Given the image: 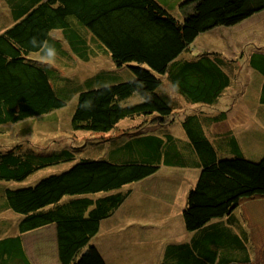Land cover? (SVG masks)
<instances>
[{
  "label": "trees",
  "instance_id": "obj_1",
  "mask_svg": "<svg viewBox=\"0 0 264 264\" xmlns=\"http://www.w3.org/2000/svg\"><path fill=\"white\" fill-rule=\"evenodd\" d=\"M5 1L10 19L0 28V125L44 114L50 118L54 109L76 97L71 130L98 135L100 150L107 149L110 157L91 159L97 157L90 153L91 140L47 155L19 145L0 152V180L5 181L75 161L32 185L0 189V212L21 215L15 221L17 233L0 238V264H33L23 235L48 225L55 226L59 264H109L92 241L102 221L129 199L132 190L124 186L142 182L162 166L198 171L181 216L186 232H201L191 241L168 244L166 256L156 264H254L250 228L238 226L232 212L243 198L264 197V154L256 161L247 159L246 143L232 130L216 128L228 116L222 101L241 73L236 60L225 55L195 54L194 42L203 33L263 11L264 0H162L170 7L161 0ZM177 4L180 15L171 12ZM55 30L62 39L52 36ZM36 52L43 57H31ZM249 52L248 66L258 73V102L264 106V50ZM100 54L116 67L126 66L130 77L120 79L105 68L83 81L69 79L48 61L66 64ZM163 79L174 95L163 89ZM133 96L135 101H129ZM121 120L138 123L126 126ZM176 122L181 134L144 133L135 137L136 150L126 140L143 124L165 129ZM112 141L115 145L107 147ZM80 148L87 154L77 156ZM225 217L236 225L228 233L222 227Z\"/></svg>",
  "mask_w": 264,
  "mask_h": 264
},
{
  "label": "rangeland",
  "instance_id": "obj_2",
  "mask_svg": "<svg viewBox=\"0 0 264 264\" xmlns=\"http://www.w3.org/2000/svg\"><path fill=\"white\" fill-rule=\"evenodd\" d=\"M176 1L173 0L174 3ZM162 3L164 2L162 1ZM165 5L170 7L169 4ZM171 12L175 15H180L181 9L179 5L176 8L174 7V9L172 8ZM258 16L262 17L264 13L257 15L255 17L257 20H252L253 22L250 25L245 24L244 29H240L243 28L242 25V27L237 28L239 30L234 31V37L238 39H231L224 33L223 40L216 31L212 35L216 38H207V34H201L198 38H205L204 42L207 43L204 46L205 48L220 47L225 52L226 49L224 50L223 48L229 49L227 51L234 50L237 42H240V46L237 45L236 48L237 53L239 47H243L245 50L250 47L252 49L264 50V18L259 23L260 17ZM9 19V4L5 0H0V28ZM8 23L5 24L9 25ZM218 28L228 30L229 27ZM245 35L251 36L244 38ZM52 36L55 39H62V33L58 30L52 32ZM63 45L67 49L65 42ZM31 57L40 59L43 56L39 52H36L32 53ZM109 58L106 55L100 54L91 56L87 61L76 58L74 62L66 61V64L63 60H56L55 58L45 60L52 62L58 67L59 74L67 76L69 79L76 76L78 80L83 81V79L96 71L105 68L111 72H116V75L118 74L120 79L130 77V70L126 66L121 68L116 67L111 58ZM240 73L241 75L238 77L237 83L230 87V90L227 91L228 94L222 101V105L228 108V116L223 121L224 123L216 124V128L232 130L236 137L248 146L244 151L247 159L256 161L264 154V143L261 142V139L264 138V106L258 102L257 97L258 87L255 84V79L257 80L258 73H253L250 83L248 82L250 71L245 64L241 65ZM162 87L174 95V91L167 80L163 79ZM64 91L66 92L67 90ZM136 98L133 96L129 101H135ZM75 103L76 97H69L66 105L52 111L53 116H50V118L48 114H44L26 118L18 121L16 124H1L0 152L7 151L9 146L19 145L31 147L37 154L47 155L61 150L63 146L71 145L77 147L83 144L85 140H91L90 153L93 156L97 154V157H91V159L108 160L110 156L107 149L101 151L100 147L102 144L95 140L98 135L86 131L71 130L69 116H71L74 110ZM184 104L182 102L181 105ZM186 106L190 107L188 103ZM121 121L120 124H127L126 126L138 123L136 120L135 122L128 123H125L123 120ZM24 126L28 127L27 131L26 129L22 131L21 128ZM165 130L176 134H181L182 132L178 122L165 126V129L163 126L147 123L143 124L142 128L137 131L135 129L132 130L130 138L127 137L126 140L131 139V144L129 145L136 150L139 146L134 142L135 137L142 136L144 133L157 134L159 131ZM255 132L258 134V142L256 144L247 140L250 134V136L255 137ZM124 137L123 135L122 138ZM112 144L115 145V142L106 143L107 147H110ZM112 147L114 148V146ZM85 154H87L85 148H80L78 153H76L77 156ZM220 155L221 157L225 156L223 154ZM74 163L75 161L69 160L39 168L21 181L0 180V189L32 185L45 176L60 173L68 169ZM197 174L198 171L191 168L179 169L162 166L154 177L123 187L125 190H132L131 198L115 211L112 217L102 221L99 232L92 240L109 264H156L157 261L162 260L166 256L168 244H178L185 240L191 241L192 236L196 237L200 234L201 230H197L194 233L186 232L183 228L181 216L186 203L187 193L195 183ZM232 215L235 219L239 220L240 224L238 226L244 228H247L245 226H249L252 229L251 245L253 247L252 257L255 261L254 264H264V198H243L240 205L233 210ZM20 216L10 209L0 214V238L13 236L17 233L18 229L15 221ZM223 220L225 221L226 217ZM222 227H225L226 233H228V229H235L236 225L225 221ZM54 237V229L52 230L51 227H44L38 231L33 230L23 236L28 244H36L39 240L45 241V244L35 251L37 257H39L40 251L44 253L43 257L38 259V263L59 264L55 256ZM228 239V236H225L223 240L227 241ZM221 250L224 254H230L229 249L221 248ZM7 262L8 260H4V264Z\"/></svg>",
  "mask_w": 264,
  "mask_h": 264
},
{
  "label": "crops",
  "instance_id": "obj_3",
  "mask_svg": "<svg viewBox=\"0 0 264 264\" xmlns=\"http://www.w3.org/2000/svg\"><path fill=\"white\" fill-rule=\"evenodd\" d=\"M264 13V10L263 11H261L260 13H258V14H256V15H253V16H251V17H249L248 19H246V20H244V21H242L241 23H238L237 25H235V26H232V27H229L228 28V30L227 29H222V28H215V29H213V30H211V31H209V32H206V33H203V35L204 34H207L208 36H207V38H213V37H215V36H212L213 35V33L216 31L218 34H219V36H220V38L222 37V39L224 40V33L225 34H227L231 39H234V38H236V37H234V31L235 30H239V29H237L238 27H242V25H243V28H240V29H244L245 27H244V25L245 24H247V25H250L251 24V22H253L252 20H257V18L255 19V17L257 16V15H261V14H263ZM258 17H260V16H258ZM262 18H264V16H262V17H260V19H259V23H260V21H261V19ZM246 25V26H247ZM250 28H252V26H250ZM252 31V30H251ZM256 35V34H255ZM200 36V35H199ZM249 36H251V35H245L244 36V38H248ZM198 38V37H197ZM216 38V37H215ZM204 39L205 38H201V39H196L195 40V42H194V50L196 51V53L195 54H197V53H199V52H201V51H203V50H208V51H214V52H217V53H219V54H222V55H225L226 57H228V58H231V59H234V60H236V64H237V66H238V68H239V72H240V67H241V65H243V64H245V66L249 69V71H250V78L248 79L249 81V83L252 81V78H253V75H252V73H253V70L248 66V56L250 55V52H249V49L250 50H252V48L250 47L249 49H243V47H239V50H238V53L236 52V48H237V45H239L240 44V42H237L236 43V45L234 46V50L233 49H231V51H227V50H229V49H227V48H223L224 50L226 49V52L225 51H223V50H221L220 49V47H210V48H205L204 46L207 44V43H205L204 42ZM218 39H219V37H218ZM236 39H238V38H236ZM220 40V39H219ZM198 41V42H197ZM240 46V45H239ZM251 46V45H250ZM238 54V55H237ZM240 57H241V59H240ZM241 81H243V80H241ZM247 82V81H246ZM248 82H247V84H248ZM251 133V132H250ZM251 135V134H250ZM251 142H254L255 144L258 142V139H257V137L255 136V139L254 140H251ZM261 142L262 143H264V140L263 139H261ZM170 168H174V167H170ZM179 169H181V168H179ZM156 175V173L155 174H153V175H151V176H149L148 178H146V179H150V178H152V177H154ZM145 179V180H146ZM144 181V180H143ZM131 194H132V192H131ZM131 198V195H130V197H129V199ZM260 198H264V197H260ZM129 199L127 200V201H129ZM126 201V202H127ZM125 202V203H126ZM124 205V204H123ZM46 227H51L52 228V230L54 229V225H48V226H46ZM42 228H44V227H42ZM42 228H40V229H42ZM39 230V229H38ZM37 230V231H38ZM252 229H250V231H251ZM250 234L252 235V232H250ZM24 236V235H23ZM252 239V238H251ZM23 242H24V248H25V250H26V253H27V255H28V257L30 258V260H31V262L33 263V264H41V263H38V259L39 258H41V257H43V255H44V253H42L41 251L39 252V257H37L36 255H35V251H36V249L37 248H39V247H41V246H43L44 244H45V241L44 240H39V241H37V243L36 244H28L27 242H26V240H25V238H23ZM40 250H42L41 248H40ZM54 250H55V256L57 257V254H56V242H55V248H54ZM103 256V255H102ZM105 259V258H104ZM253 259V262H255L254 261V258H252ZM105 261L107 262V263H109L108 261H107V259H105Z\"/></svg>",
  "mask_w": 264,
  "mask_h": 264
}]
</instances>
